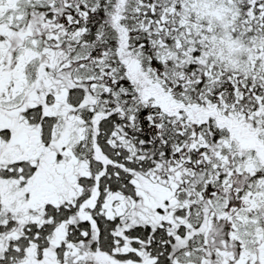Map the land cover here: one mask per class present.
I'll use <instances>...</instances> for the list:
<instances>
[{"label":"snow or ice","instance_id":"6c2138e0","mask_svg":"<svg viewBox=\"0 0 264 264\" xmlns=\"http://www.w3.org/2000/svg\"><path fill=\"white\" fill-rule=\"evenodd\" d=\"M0 264H264V0H0Z\"/></svg>","mask_w":264,"mask_h":264}]
</instances>
